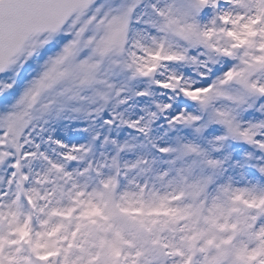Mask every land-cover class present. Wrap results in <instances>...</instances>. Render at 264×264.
Listing matches in <instances>:
<instances>
[{
	"label": "snow or ice",
	"instance_id": "snow-or-ice-1",
	"mask_svg": "<svg viewBox=\"0 0 264 264\" xmlns=\"http://www.w3.org/2000/svg\"><path fill=\"white\" fill-rule=\"evenodd\" d=\"M0 264H264V0H0Z\"/></svg>",
	"mask_w": 264,
	"mask_h": 264
}]
</instances>
